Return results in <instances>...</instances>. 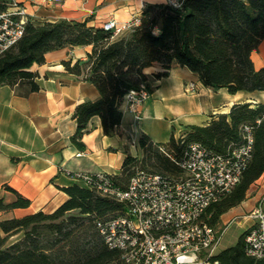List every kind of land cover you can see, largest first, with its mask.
Listing matches in <instances>:
<instances>
[{
    "label": "trees",
    "instance_id": "16d2710c",
    "mask_svg": "<svg viewBox=\"0 0 264 264\" xmlns=\"http://www.w3.org/2000/svg\"><path fill=\"white\" fill-rule=\"evenodd\" d=\"M140 16L138 25L116 37L102 26L89 25L88 18L39 24L29 21L22 37L0 55V85H26L29 91L37 90L38 74L33 66L45 61L46 52L90 45L85 60L62 61L67 71L82 75L99 93L96 99L83 100L74 107L76 129L70 141L78 149L85 148L82 137L94 115L100 117L105 135L116 133L125 95L146 81L143 70L154 62L163 67L157 77L167 75L172 64L178 63L194 72L205 86L223 87L231 94L264 91V65L255 67L251 58L264 39V0H183L179 7L148 1ZM246 125L253 135L251 157L238 183L208 207L207 220L216 226L223 213L246 198L251 183L264 172L262 101L235 102L227 112L212 114L206 124L185 125L177 137L171 135L165 142H155L142 132L138 137L142 157L125 149L119 171L105 174L113 184L125 188L136 169L178 173L170 155L178 156L192 141L223 153L230 143L242 139ZM5 187L16 198L11 202L0 198V211L29 206V198ZM60 189L67 197L51 212L39 209L0 219V264H124L120 252L105 244L97 226L98 221L120 213L123 204L80 181ZM246 232L247 228L235 244L218 250L208 260L264 264V259L247 255Z\"/></svg>",
    "mask_w": 264,
    "mask_h": 264
},
{
    "label": "crops",
    "instance_id": "0c3cea01",
    "mask_svg": "<svg viewBox=\"0 0 264 264\" xmlns=\"http://www.w3.org/2000/svg\"><path fill=\"white\" fill-rule=\"evenodd\" d=\"M23 2L28 19L34 24L88 18L89 25L101 27L109 19L122 23L141 13L138 0ZM90 48V45L65 46L46 52L45 61L33 66L38 74L37 90H22L21 85H0V198L4 202L15 200V193L5 187L8 185L30 199L25 208L0 211V219L39 209L54 210L67 197L60 187L78 182L68 172L117 173L125 149L132 155L139 151L138 137L142 132L155 142H165L171 135L177 137L185 125L206 124L212 114L227 112L235 102H264V91L241 90L231 94L223 87L205 86L194 72L178 63L172 64L167 75L157 77L155 74L163 67L154 62L143 70L151 95L139 105L138 111H130L123 101L121 123L111 136L103 133L100 117L92 116L82 137L85 148L78 149L70 141L76 129L72 116L74 107L83 100L96 99L99 93L82 75L67 71L62 61L85 60ZM251 58L255 67L264 65V39L251 52ZM188 82L195 83V92L184 90ZM78 151L84 153L78 156ZM262 183L264 172L251 183L246 198L228 210L232 218L222 219L226 211L221 215V222L239 218L257 204L263 207ZM239 222L244 229L247 227L244 221Z\"/></svg>",
    "mask_w": 264,
    "mask_h": 264
},
{
    "label": "built area",
    "instance_id": "2783aa9c",
    "mask_svg": "<svg viewBox=\"0 0 264 264\" xmlns=\"http://www.w3.org/2000/svg\"><path fill=\"white\" fill-rule=\"evenodd\" d=\"M23 1L0 0V55L22 37L29 22ZM138 1L141 10L148 2ZM159 1L173 7L183 2ZM140 20V15L122 23L109 19L102 27L115 36L138 25ZM184 90L195 92L197 88L188 82ZM150 95L146 83L141 82L125 95L124 102L136 113ZM252 149L253 135L246 125L242 139L230 143L223 153L192 141L178 156L170 155L180 169L175 174L136 169L125 188L113 184L101 171L74 172L70 176L123 204L120 213L98 221L97 226L105 244L120 252L124 264H197L201 255L205 264H216L208 257L216 252L226 225H211L207 209L238 183ZM83 153L78 151L76 155ZM246 216V253L264 259V209L257 204Z\"/></svg>",
    "mask_w": 264,
    "mask_h": 264
},
{
    "label": "rangeland",
    "instance_id": "374dc122",
    "mask_svg": "<svg viewBox=\"0 0 264 264\" xmlns=\"http://www.w3.org/2000/svg\"><path fill=\"white\" fill-rule=\"evenodd\" d=\"M21 86H22V88H21L22 90L27 89L26 85H21ZM136 155L139 157V159L142 157V152L140 151V149ZM262 185H263V189H264V183H262ZM263 209H264V204H263ZM248 212L241 213V215H240L241 217L234 218L231 221H228L224 224L221 222V218H220V221H219L218 225H216V226L217 227H224L226 225V228H225V231H224V233L221 237V240L218 244V248H217L216 252L218 250H221L222 248L231 246V245L236 243L240 234L244 230L243 224H242V222H239V220L244 221V225L247 226L249 224V219L246 216L248 214ZM231 213H232L231 211H228L226 214L223 215L222 219L225 220L228 218L227 220H229L233 216V214H231ZM243 216H245V218H242ZM242 219H244V220H242ZM16 237L17 236H14L12 239H14ZM197 264H205L204 255L203 256L201 255L199 257V262Z\"/></svg>",
    "mask_w": 264,
    "mask_h": 264
},
{
    "label": "clouds",
    "instance_id": "9594fccd",
    "mask_svg": "<svg viewBox=\"0 0 264 264\" xmlns=\"http://www.w3.org/2000/svg\"><path fill=\"white\" fill-rule=\"evenodd\" d=\"M154 34H156V33H154Z\"/></svg>",
    "mask_w": 264,
    "mask_h": 264
}]
</instances>
